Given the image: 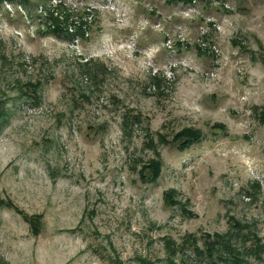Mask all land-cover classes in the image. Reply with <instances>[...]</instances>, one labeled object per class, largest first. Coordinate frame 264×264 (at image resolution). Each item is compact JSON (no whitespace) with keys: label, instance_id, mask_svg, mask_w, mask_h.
Wrapping results in <instances>:
<instances>
[{"label":"rangeland","instance_id":"obj_1","mask_svg":"<svg viewBox=\"0 0 264 264\" xmlns=\"http://www.w3.org/2000/svg\"><path fill=\"white\" fill-rule=\"evenodd\" d=\"M58 1H0V264H264V0Z\"/></svg>","mask_w":264,"mask_h":264},{"label":"trees","instance_id":"obj_2","mask_svg":"<svg viewBox=\"0 0 264 264\" xmlns=\"http://www.w3.org/2000/svg\"><path fill=\"white\" fill-rule=\"evenodd\" d=\"M2 1V0H0ZM10 1V0H8ZM26 1V0H24ZM168 2L171 3H190L192 0H168ZM55 10L49 11V17H48V25L47 29L50 31L52 34H61V33H69V29L71 27L70 24L73 26L74 29L71 30V33L73 31V35L83 37L85 35V25L86 21L82 19L81 15L78 16L76 24L75 20H73V16L68 11L62 0H59L55 4ZM55 13V15H54ZM72 16V19H70ZM31 87L34 89L36 87L35 84H32ZM2 108H0V115L2 114ZM199 132L189 129V128H184L180 130L177 134H175L174 138L171 140V142L176 145L179 149H184L188 148L190 144L193 142L198 141L199 138ZM140 171V178L143 181H153L157 175L159 174L160 171V163L156 160H150L148 163L144 164L142 168L139 170ZM165 197L167 200L170 202H173L172 199V191L169 193L165 194ZM24 220L29 224L32 232L34 234L38 233V225H39V216L38 215H27L25 213H22ZM205 247H206V256L208 257L209 260H213L215 258H219L222 260L223 264H225L227 261H229L232 264H241L243 262L244 257L241 256L236 250L232 247V245L228 241H224L222 239H213L212 241H206L205 242Z\"/></svg>","mask_w":264,"mask_h":264}]
</instances>
